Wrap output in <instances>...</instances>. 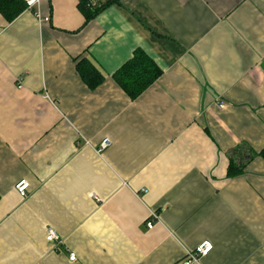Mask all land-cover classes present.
Masks as SVG:
<instances>
[{"label":"crops","instance_id":"0c3cea01","mask_svg":"<svg viewBox=\"0 0 264 264\" xmlns=\"http://www.w3.org/2000/svg\"><path fill=\"white\" fill-rule=\"evenodd\" d=\"M79 2L0 13V264H180L205 242L194 264H264V158L227 175L264 149V0H116L87 24ZM136 48L163 74L131 99L112 76Z\"/></svg>","mask_w":264,"mask_h":264},{"label":"trees","instance_id":"16d2710c","mask_svg":"<svg viewBox=\"0 0 264 264\" xmlns=\"http://www.w3.org/2000/svg\"><path fill=\"white\" fill-rule=\"evenodd\" d=\"M114 2L116 0L99 5L88 0H80L78 6L85 16V24L93 20ZM25 10H27L25 0H0V13L8 22H13ZM76 69L80 77L91 89L97 88L105 81L104 74L88 57L78 60ZM162 74L163 70L155 60L142 48H136L133 56L117 69L112 77L131 99H135L147 90ZM228 155L227 175L228 177H235L242 175L255 158H264V149L258 151L247 142H242L230 150Z\"/></svg>","mask_w":264,"mask_h":264},{"label":"built area","instance_id":"2783aa9c","mask_svg":"<svg viewBox=\"0 0 264 264\" xmlns=\"http://www.w3.org/2000/svg\"><path fill=\"white\" fill-rule=\"evenodd\" d=\"M25 1L27 3V10L32 11L34 13L35 17L41 23L50 21L51 18L49 16H43V14H42L41 4H42L43 0H25ZM88 1H90L94 4L97 3V2H95V0H88ZM18 87H22V83H21L20 79L18 80ZM45 97L52 101V98L50 97V95L47 92L45 94ZM218 104L220 107H223L225 105V102L223 100H219ZM111 142L112 141L110 138H108V137L104 138L100 144V148L98 151L100 152L103 149L107 148L109 145H111ZM29 187H30V183L28 180H25V179L19 181L16 185L17 191L20 193L21 196H26L28 194ZM143 191L147 192V189H143ZM157 221H160V214L158 211H152L151 216L147 220L146 224H147L148 228L151 229L155 226ZM47 239L49 241L55 242L57 245L62 243V239H61L60 235L52 227L48 228ZM212 248H213V244L211 242H205L202 245H200L195 251H191V250L188 251L187 255L180 262V264L198 263L200 260V257L207 255ZM76 258H77L76 253L71 252L69 255V259L71 261H75Z\"/></svg>","mask_w":264,"mask_h":264}]
</instances>
